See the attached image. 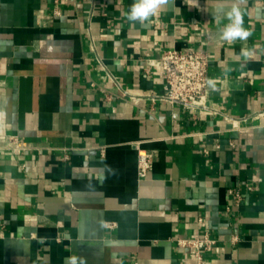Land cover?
<instances>
[{"label":"crops","instance_id":"crops-1","mask_svg":"<svg viewBox=\"0 0 264 264\" xmlns=\"http://www.w3.org/2000/svg\"><path fill=\"white\" fill-rule=\"evenodd\" d=\"M133 2L0 0V264H181L205 234L212 264H264V0L234 43L237 0H171L144 25ZM169 49L208 51L203 105L159 98Z\"/></svg>","mask_w":264,"mask_h":264},{"label":"built area","instance_id":"built-area-1","mask_svg":"<svg viewBox=\"0 0 264 264\" xmlns=\"http://www.w3.org/2000/svg\"><path fill=\"white\" fill-rule=\"evenodd\" d=\"M163 72L164 90L159 98L170 103L186 106L203 105L209 91V53L204 49H169L164 50L154 62ZM152 167V154L147 151L138 153V173L141 178L147 176ZM191 249L189 259L181 264H212L206 253L215 240L208 235L192 239L179 240Z\"/></svg>","mask_w":264,"mask_h":264},{"label":"clouds","instance_id":"clouds-1","mask_svg":"<svg viewBox=\"0 0 264 264\" xmlns=\"http://www.w3.org/2000/svg\"><path fill=\"white\" fill-rule=\"evenodd\" d=\"M171 0H134L130 6L129 11L126 13L127 20L135 24L139 22L141 25L146 24L152 17H154L164 6L168 5ZM246 3V0H237L234 6L224 12L223 18L227 20V23L220 28L221 39L228 43H234L236 41H246L251 32L244 27V16L241 11L240 5ZM217 23H220V18H217ZM251 53L242 48L241 56L247 60ZM208 86L215 90V83L213 80L208 81ZM64 264H86L84 257L78 255H71L65 257Z\"/></svg>","mask_w":264,"mask_h":264}]
</instances>
